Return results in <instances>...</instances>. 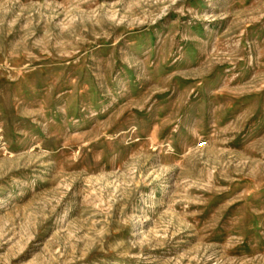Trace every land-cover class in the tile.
I'll list each match as a JSON object with an SVG mask.
<instances>
[{
	"label": "rangeland",
	"instance_id": "1",
	"mask_svg": "<svg viewBox=\"0 0 264 264\" xmlns=\"http://www.w3.org/2000/svg\"><path fill=\"white\" fill-rule=\"evenodd\" d=\"M0 264H264V0H0Z\"/></svg>",
	"mask_w": 264,
	"mask_h": 264
}]
</instances>
